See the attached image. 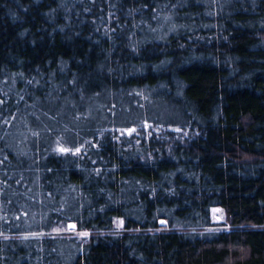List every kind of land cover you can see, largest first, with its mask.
<instances>
[{"label":"trees","instance_id":"trees-1","mask_svg":"<svg viewBox=\"0 0 264 264\" xmlns=\"http://www.w3.org/2000/svg\"><path fill=\"white\" fill-rule=\"evenodd\" d=\"M0 264H264V0H0Z\"/></svg>","mask_w":264,"mask_h":264},{"label":"water","instance_id":"water-1","mask_svg":"<svg viewBox=\"0 0 264 264\" xmlns=\"http://www.w3.org/2000/svg\"><path fill=\"white\" fill-rule=\"evenodd\" d=\"M158 224H159L160 227H164L166 225V222L164 220H159ZM68 229L69 230L75 229V225L69 224L68 225Z\"/></svg>","mask_w":264,"mask_h":264},{"label":"snow or ice","instance_id":"snow-or-ice-1","mask_svg":"<svg viewBox=\"0 0 264 264\" xmlns=\"http://www.w3.org/2000/svg\"><path fill=\"white\" fill-rule=\"evenodd\" d=\"M62 151H63V149H62ZM82 235H87V233H83Z\"/></svg>","mask_w":264,"mask_h":264},{"label":"rangeland","instance_id":"rangeland-1","mask_svg":"<svg viewBox=\"0 0 264 264\" xmlns=\"http://www.w3.org/2000/svg\"><path fill=\"white\" fill-rule=\"evenodd\" d=\"M217 218H218V216H217ZM84 232H81L80 234H83Z\"/></svg>","mask_w":264,"mask_h":264}]
</instances>
